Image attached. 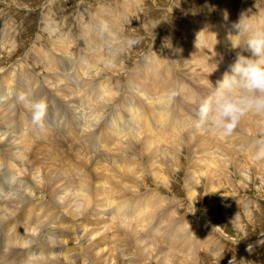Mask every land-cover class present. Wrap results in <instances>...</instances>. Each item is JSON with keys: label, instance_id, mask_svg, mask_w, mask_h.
Here are the masks:
<instances>
[{"label": "bare ground", "instance_id": "1", "mask_svg": "<svg viewBox=\"0 0 264 264\" xmlns=\"http://www.w3.org/2000/svg\"><path fill=\"white\" fill-rule=\"evenodd\" d=\"M120 1H122V0H120ZM130 1L138 4L139 1H142V0H130ZM190 1L193 2V0H190ZM114 3L116 4V3H118V1L114 2ZM125 3H126V1H125ZM184 3H186V2H184ZM119 4H120V2H119ZM116 5H115V7L117 9L118 6H116ZM130 5H127V6H130ZM141 5H142V3H141ZM225 5H223V6L225 7ZM135 7H137V6H135ZM205 7H207V6H205ZM141 8L142 7H139V9H141ZM181 8H182V5H181ZM228 8L230 9V6ZM130 9L132 10V7L129 8L128 10H130ZM118 10L120 11V8ZM142 10H144V9L142 8ZM122 11H120V12L122 13ZM136 11H137V9H136ZM136 11H134V12H136ZM182 11H183V8H182ZM204 11H206V10H204ZM216 11H217V9H216ZM229 11L230 10H228V12ZM219 12L220 13H218V15L220 14L222 16L223 12H222V14H221V11H219ZM50 13H51V11H50ZM85 13L83 14L85 16H83V15H81V17L79 16L80 21H81V25H80V28L77 29L78 32L76 34H73L71 32V27L68 28L64 24V27H66L69 30H68V32L65 31L67 33L65 37L55 34V36L58 37V40L56 43L54 42L55 40L52 41L53 36H54L53 35L54 31H56L55 28H54L55 30L52 29L54 26L52 25V27H50L51 25L47 24V26H45L43 28V34H45L44 31H46V32L48 31L47 34L49 36L53 35L52 39H51L52 42H49V43H50V45H53L54 47L56 46V48L53 49L50 46L51 49H49V48L43 49L44 50L43 53L40 52V56L42 55L41 59H39L40 64L38 63L39 65H41V67L48 68L49 71H52L51 76H55L53 78L54 82H50L49 81L50 79L48 80V77H47V80L50 82V83L48 82L50 84V86L55 89V90L53 89L54 90L53 93H57L58 97H61V98H59L58 102L61 103V102L65 101V100L62 101V99L69 100V101H65V102L66 103L71 102L73 105H75V107L79 108L82 112V115L79 118H76L77 116H80V115H77V113H76L78 110L76 112H72L74 114L76 113V115H74L70 112V115L71 114L72 115H71V117L70 116H68V117L71 120L72 124H71V122L66 121L64 119L60 123L61 127L59 126L61 128L62 133L67 132L68 135L75 133L74 139H70L65 134L61 133L62 134L61 135L60 133H58L60 128L57 127V125H53V126L47 125V121L45 119L44 120L46 123L43 121V117L40 116L39 111H41L42 112L41 114H43V112L48 109V108H46V109L44 108V105H45L44 104V98L46 96L36 98L35 96L37 93L35 95H32L37 99V101H38L37 102L34 97H31L32 93L31 94L29 93V90L31 88L29 89V85L25 83L24 78H26V75L31 73L32 68H31L30 64L27 62V60H30L29 58L33 56L34 53L32 54L31 50L35 46L34 45L31 46V48H29L27 50L28 51L27 54L25 52L26 56L23 58L24 60H21L22 59L21 58L20 60L19 59L15 60L10 65L9 64L7 65V62L8 63H9V61L11 62L12 59H14L15 57L20 55V52L22 50V45H20L21 41L19 40V38L21 36L19 38L14 37V36L13 37L9 36V33L5 30V28L0 25V60L3 63V65H1V62H0V99L2 100L0 102V149H3V150H0V172H3L0 175V236L2 238V239H0V264H52V260L55 258L63 259V257H59V254H58V251L60 248L59 244L63 243V245H62L63 252H64L65 257H67L68 255H67L66 247L69 243H71L73 241H79L81 243V245H82L81 251L89 259L91 264H200L201 260L203 261L204 258H206V256H207V255L204 256L205 252L199 255L200 251H196L200 247L202 240L199 241L197 236L194 234V231H192L193 229L189 226L188 223H187V225L189 226V228L186 229V227L183 228V225L185 223L184 224L182 223L183 224L182 225L181 223H179V221H175L173 217H176V216L173 215V212H171L173 217L170 213H167L166 211H164V212H166V214H164L163 211L158 214L157 209H154L151 211L146 210L144 205L141 202H139V204H142L140 206H139V204L137 205L138 202H134V203H136V205H133L134 203L132 202V199H129L128 201H126L124 203L122 209H121V216L124 219H129V220L122 221V220H118V219H115V218H112L109 216H106L107 218L104 219L105 216L104 217L103 216H97L96 212L101 211L100 208H104L103 210L105 211V209H107L109 207L108 203L107 204H105V203L109 201V198H111L112 193H114L116 191L121 193V190L116 189L115 186H118L120 189H123V190L131 191V192H136V191L138 192V191H142V190H145L146 188L151 187L148 185V183L151 180H153V182H154L152 187L159 188L158 186H162L163 188L165 187L166 189H169L168 191H170V190L175 191V189H174L175 187L173 189H171V188L174 185H178L177 183L183 184L184 185L183 188L186 190H183L182 192L187 193V199L189 200V204L191 207L195 206V204H194L196 201L195 200L196 196L194 195V191L196 190L195 187H197V184L198 183L200 184L202 182L201 180L205 177L210 178V180H213V178H214V180L217 181L216 182L217 184L215 183V187L218 185V183L220 184V187H225L224 185H221V183H223V184L229 185L228 187H230L231 189L236 190L237 188L232 184L233 180H232V176H231L232 173H231L230 168L233 167L235 174H237L238 178H240V179H238L239 183L243 182L244 178H246L248 180L249 179L248 177H250L249 174L251 173V168H248L249 166L248 167L246 166L248 163H250L249 161H248V163L246 161V163H247L246 164L244 162L245 159L242 160L240 158V160L243 161L244 163H242V162L240 163L239 160L237 161L236 159H239L237 156H236L237 158L235 159V157H234L235 150L237 148L239 149V151L242 150L239 147H237L236 145L243 148V152L245 150L244 153H246V149H247L248 151L251 150L252 153L254 154V156L258 155L260 152L257 149H260V145L257 143L259 141L256 140V137H259L260 134L264 131V127L260 126V125L264 126V117H260V116L255 115V114H249L248 116L244 117L240 121L238 126L232 132V134L227 136V137H222L216 133L208 131L209 132V138H207L204 130L197 129L198 134L196 136L194 135L197 140L194 139L195 141L193 140V143L192 142L191 143L193 144V146L195 148V151H196L195 153L202 152V155H201L202 157L200 160L201 163H199V166L197 167V168H199L198 174H197L198 176L195 177V181L193 183L188 182V177L185 180V176H187L188 173L187 174L184 173L185 174L184 177L181 175V168L186 169V168H184V166H187V165L184 162H183V164H181L182 162H180V159H181V155H182L181 152L184 153L185 149L189 150L188 146L190 145V142L188 145V141L183 140L185 138L183 137L182 129L187 128L190 124L193 126L191 128L194 129L195 126H194L193 121L196 118L194 117L195 115L189 116L188 118L187 117H180L179 116L180 114H177V115L175 114L176 116L174 115L175 117L172 118L173 121L171 124H173L174 127H172V129L166 128V130H164V131L166 132L168 129V130H172V131L176 132L182 127L181 132H180L182 135L176 136L175 134H177V133L174 132L171 135V137L163 136V140L161 143L160 141H161V137L163 134L162 135L159 134L160 137L158 135H157L158 137H155V136H153V134H152V136L149 134L150 135L149 137H143V139H140V138H138L139 137L138 133H136L137 130L133 131L132 134L130 133L131 135H127L126 137H124L121 142L119 141L120 140V138H119V140H118L119 142H117L113 147L107 146L108 149L111 151V153H110L111 160H109V157H108L109 153H107V158H108L107 161L106 160L102 161V162H100V165L93 166V168L91 167L90 169H91L92 175H91L90 179H84L83 181H80V182H79V180H73V179L80 177L82 174L80 171L77 170V167H76V169L69 171L68 168L65 166L63 161H64V159L69 157L68 148H66V146H75L76 151L79 152V154L81 155L82 152H84V150L87 149L86 147H88V143L95 144L94 139L92 138L93 134L92 135L89 134V131H88V129H90V127H92L94 125V124H92L94 121L92 123H89L92 120L87 121L85 119L86 116L84 118V116H83L84 115L83 113L85 112L84 110L86 108L88 109V111H89L88 115H90V117H91L90 119H93V118L99 119L100 117L103 118V114L105 113V111L109 107V102L111 103L113 101L112 98H115V96H117V89L119 91L121 90V88H119V87H121L120 84H119L118 88L115 86L109 87L108 84L114 83L115 85H118L117 82L115 80H112V79H114L116 77L115 73H117L118 70L123 68V61H124L120 57V55H121L120 52L122 51V49L117 50L118 48H121V44H118L119 39H120L119 36L124 31L119 27V31L121 29L122 32L120 31L121 33L117 34V31H118L117 29H118L119 23L121 21H122V23H124L123 20H120L121 16L119 15L120 17L119 16L116 17V12L113 11V13H111L108 16V17H111V19L109 21L107 19L108 23L104 24L105 21L102 19V16L100 13L97 12V13L93 14V16L91 18L87 17L88 15L86 16ZM128 13H126V14H128ZM142 13H144V12L142 11ZM186 13H187V10H186ZM207 13L205 15L206 16L205 21H203L201 23V25H200L199 18H197V20H194V23H193V18L190 19L191 20V21H189L190 24L187 22L189 24L187 26L184 25L183 23H182V25H180V26H182L181 27V33H184L183 39L184 40L186 39L185 40L186 43H184V42H182V43L184 44V46H185V44L187 46H189V48L187 46L184 47L182 45L183 47H181L178 51H175L179 55L178 56L177 54H175V57L178 58V60L180 59L181 63L183 65H185V67L187 64L188 65L187 68H189L194 75H198V78H199V74H201V72H207V71L210 72V69L213 68V67H211L210 69L207 68V70H205L206 67H209L208 63H209V65L212 64V66H214V69L218 71V72H214L213 70H211V73L215 74L216 76L217 75L223 76L225 72L230 71V66L235 62V60L233 61V58H231L230 56L232 55L233 51L237 48V46L240 47L242 45V43L240 41H242L244 43V41H243L244 39L243 40H242V38H241V40L239 39V37H242V36L237 35L238 34L237 30L234 27L233 23H231V19L229 18L230 19V22H229V19L225 18L226 14H223L224 15L223 19L220 18L221 16H219L220 19L218 20L219 22H218L217 26H214V25L212 26L210 23H212V24H214V23L211 21V17H207L208 16ZM87 14H88V12H87ZM130 14H132V13L130 12ZM130 14H128V16H131ZM136 14H138V12ZM208 14H211L210 16H212L211 12ZM231 14H232V12H231ZM2 16H3V14L0 13V17H2ZM105 16H107L106 13H105ZM245 16H246V19L249 20V22H250L249 25L253 29L259 27V24H262V23H260V20H264L263 19L264 14L262 13V11H260V9H254L253 7L249 8V10H247V13ZM125 17H126V19L129 18V17H127V15ZM132 17L134 18L136 16H132ZM188 18H190V17H188ZM9 20L11 23L9 28L17 27L18 23L15 22L13 20V18H9ZM168 20H170V19H168ZM185 20H187V19H185ZM126 21H130V20L127 19ZM247 21H244V23L245 22L248 23ZM45 22H46V20H45ZM215 22H216V20H215ZM47 23H49V21ZM54 23H52V24H54ZM236 23H238V22H236ZM78 24H80V22ZM122 26H124V24ZM64 27H62V28H64ZM125 27H127L126 24H125ZM66 28H64V30ZM189 28H190V30H189ZM123 29H125V28H123ZM177 31H179V30H177ZM56 33H57V31H56ZM179 33H180V31H179ZM179 33H177V35ZM39 35L41 36V33ZM128 35H129V33H128ZM3 36H5V39H1V37H3ZM37 36H38V34H37ZM42 36H44V35H42ZM35 38H37V37H35ZM123 38H121V39L123 40ZM127 39H129V38H127ZM238 39L240 40L239 42H238ZM133 40L135 41L136 39H133ZM130 41H132V40H130ZM130 41H129V43H130ZM178 41L180 42V40H178ZM178 41L176 40L175 42L178 43ZM36 42H38V41H36ZM124 42H125V40H124ZM178 44L181 45V42ZM244 45H246V44H244ZM39 46L41 47V45H39ZM37 47L38 46H36L37 50H38V48L40 49V47H38V48ZM126 48H128V47H126ZM126 48H123V49L127 50ZM132 48H134V46H132ZM137 49H138V47H137ZM130 51H131V49L129 50V52ZM127 52H128V50H127ZM133 52L135 53L136 51L133 50ZM146 53H148V52H146ZM211 53H212V55L210 56ZM245 53H247V56H249V57L251 56L250 51H248L246 49V47H245ZM155 54H156V52H155ZM46 55H47V57H45ZM51 55L56 56V57L60 58L61 60L59 62H55L52 57H49ZM149 55H150V53H149ZM243 55H244V53H243ZM35 56H36V54L32 58H34ZM157 56H158V53H157ZM172 56H174V55H172ZM125 57H127V56L125 55ZM129 57H131V56H129ZM236 57H237V54H236ZM144 58H145V56H144ZM141 59H143V58H141ZM173 59H175V58L173 57ZM190 59H192L193 61H191ZM35 60H36V58H35ZM35 60L32 62H35ZM157 60L158 59H155L154 56L153 57L151 56L147 60H144V62L139 65V69L143 73H141L140 76L138 75L140 73H136L138 75V77H141L143 79H148L151 82L154 81V83L153 82L152 83L156 86L155 90H158L157 96H155V98L157 97L156 98L157 106H155L153 104L149 106V109L152 112L155 111V109H157V108L165 109V107H167L169 105L170 101L167 99V96L169 95L168 90L170 89L169 88L170 84L173 82V78H174L173 73L175 72V71L174 72L172 71V70H174L171 68L172 65L169 66L172 69L171 70V69L167 68V65H168L167 62H166L167 64L166 63H160ZM200 60H203V61L200 62ZM21 61H24V64H29L30 67L28 65H24L23 62H21ZM39 61H37V62H39ZM138 61H136V62H138ZM29 62L31 63V60ZM169 63L171 64V62H169ZM178 63L180 64L179 61L177 62V64ZM133 64H135V63H133ZM172 64H174V63H172ZM227 64L229 65V67L226 66ZM5 65H6V67H5ZM33 65L34 66H32V67H35L36 63H33ZM130 65H131V62H130ZM136 65H138V64H136ZM132 66H135V65H132ZM125 67L126 66H124V68ZM173 67H176V64ZM43 68H42V70H43ZM179 68H181V67H179ZM128 71H130V70H128ZM62 72H64V73H62ZM39 73H41V72H39ZM109 73H111V74H109ZM128 73L129 72H127V75H128ZM133 73H134V71H133ZM108 74L110 76V79H108L109 77L106 78V75H108ZM121 74H125V73L123 72ZM45 75H46V73H45ZM45 75H43V76L45 77ZM137 75H136V78H137ZM73 77H74V80H72ZM130 78L131 79H129L130 81H128V83L132 81V77H130ZM194 78H192V79H194ZM200 78H201V76H200ZM212 78H215V77H212ZM121 79H123V77ZM35 80H37V79L35 78V75H34L33 76V82H35ZM45 80H46V78H45ZM178 80H179L178 82L182 81V80L180 81V79H178ZM203 80L204 79L202 78V81ZM41 81L43 82L42 84H44L45 81H43V80H41ZM51 81H52V79H51ZM199 81L201 84L202 81L201 80H199ZM141 82H142V80H141ZM48 83L46 85H48ZM152 83H151V86L153 85ZM178 84H180V83H178ZM191 84H192V82H191ZM195 84H196V82H195ZM200 84H199V86H200ZM215 84H216V82H215ZM154 85H153V87H154ZM180 85L184 86V83H182ZM142 86H141V89L139 87L140 93L145 94V90L147 89L146 88L147 85L146 86L144 85L143 87ZM176 86L179 87L178 85H176ZM202 86H204V85H202ZM208 86H209V84H208ZM171 87H173V84ZM38 88L41 89V87H39V86H38ZM127 90H128V87H127ZM135 90H136V88H135ZM185 90L186 89H184V91ZM197 90H199V89L197 88ZM207 90H210V89H207ZM41 91H42V89H41ZM181 91H183V90H181ZM187 91H185V92H187ZM194 91L195 90H193V92ZM204 91H203V93H204ZM138 92H139V90H138ZM151 92H152V90H151ZM185 92H182L181 94L184 93V95H185L186 94ZM188 92L186 95V97H187L186 99H188L187 101L194 103V100L193 101L190 100V98L188 96L190 93L188 94ZM132 93H134V92L132 91ZM140 93H138V95ZM158 93L159 94L165 93V94L159 95ZM178 93L179 92L176 93V96L178 95ZM122 94H125V92L124 93L122 92ZM200 94L202 95V93H200ZM126 95H127V93H126ZM119 96H117V98ZM136 96H137V93H136ZM136 96H133V97H136ZM131 97H132V95L130 96V100H131ZM152 97H154V95ZM121 98H123V97H121ZM194 98H195V96H194ZM126 99H128V98H126ZM132 99H134V98H132ZM135 99H139V98L136 97ZM148 99H149V97H148ZM174 99H175V96H174ZM184 99H185V96H184ZM196 99H197V97H196ZM150 100H153V99L150 98ZM31 101L33 102L34 106L30 105ZM127 101H129V100H126V102ZM139 101H141V100L139 99ZM200 101H202V100L200 99ZM118 102H122V101L118 100ZM130 102H132V100ZM178 102H177V104H178ZM184 102H182V103H184ZM55 103L56 102L53 101L52 106ZM197 103H198V101H197ZM199 104H200V102H199ZM41 105L43 106V108H42V110H39ZM73 105H70L69 108H74ZM113 105H112V107H109V109L107 110L110 112L113 111L110 114V116H112L115 112L116 105H115V107H113ZM183 105H185L184 106V109H185L186 104H182L180 106V108L181 107L183 108ZM46 106H48V105H46ZM61 106H58V107L61 108ZM63 106H65V104H63ZM110 106H111V104H110ZM134 106L136 107V104ZM146 106L148 108V104H146ZM174 106H175V104H174ZM192 106H194V105H192ZM197 106H199V105L197 104ZM24 107L26 108L25 109L26 111L29 110V107H31V108L35 107L36 112H34V110H33V112L37 113V114H34V115L32 114L30 116L31 112L27 113L23 109V111H25L27 114V115L26 114L23 115L25 112H23V114H22L21 110ZM60 108H59V110H60ZM169 108H171V107H169ZM65 109H66V107H65ZM141 109H142V107H141ZM74 110H76V109H74ZM129 110H131V109H129ZM135 110H134V113H136ZM138 110H139V108H138ZM174 110L177 111V109H174ZM68 111H70V109ZM68 111H66V112H68ZM179 111H180V109L177 111V113ZM122 112H123V109H122ZM156 112H158V111H156ZM180 112H182V111H180ZM79 113L80 112H78V114ZM126 113H128V112H126ZM138 114H139V112H138ZM28 115H29V118L28 117L26 118L25 116H28ZM46 115H49V114L46 113L45 116ZM61 115H64V114H61ZM123 115H124V112H123ZM125 115H124V117H125ZM131 115L133 117V113ZM151 115H153V113ZM53 116L55 117L56 115H53ZM57 116H58V114H57ZM105 116H104V118H105ZM165 116H167V115H165ZM47 117L48 116H46V119H47ZM63 117L64 116H61L60 119H63ZM30 118H33V119L31 120ZM112 118H114V117L112 116ZM133 118H136L135 114H134ZM133 118H131V120ZM137 118L139 120V117H137ZM96 119H95V122L97 121ZM143 119H144V121L142 122L141 126H139L138 131L139 130L141 131L143 126L145 128H147V126H148L149 122L147 123V121L149 119L147 120V117H143ZM153 119L154 118H152V120ZM108 120L110 121L111 119L109 118ZM131 120H130V122H133ZM155 120L156 119H154L153 121H155ZM51 121H50V123H51ZM114 121H116V120H114ZM139 121H141V120H139ZM111 122H113V121H111ZM156 122H157V120H156ZM66 123H67V125H66ZM104 123H105V121H104ZM114 123L115 122H113V124L112 123L111 124L114 125ZM39 125H40V127H39ZM118 125H121V124H118ZM124 125H125V123H124ZM132 125H135V124L132 123ZM150 125H152V124H150ZM184 125H185V127H183ZM153 126H152V128H153ZM121 127H122V125H121ZM132 127H135V126H132ZM93 128H95V127H93ZM110 128H112V130L109 128L108 129L111 130V132L116 133L118 136L121 135L122 129L118 130L115 127L114 128L110 127ZM124 128H125V126H123V129ZM126 129L127 128H125V130ZM93 130H95V129H93ZM149 130H146V131H149ZM73 131H75V132H73ZM105 131H106V129H105ZM108 131H106V132L108 133ZM142 131H143V129H142ZM183 132H184V130H183ZM97 133L98 132H96V136H99V135H97ZM122 133L125 134L127 132H125V133L122 132ZM45 134H46V136H44ZM142 134H144V133H142ZM33 135H37L40 137L35 136V138H34ZM102 135H104V134H102ZM135 135H136V137L138 136L137 139H135L136 138V137H134ZM141 136H143V135H141ZM147 136H148V133H147ZM122 137L123 136H121V138ZM108 138H110V137L108 136ZM201 138H203L202 140H204V142L206 143L205 144L206 146L212 145L213 150L210 148H208L211 150V151L209 150L210 152L207 150H204L203 149L204 143L201 142ZM232 138H234L235 140H232ZM132 139H133V141H132ZM186 139L190 140L191 138L190 139L186 138ZM111 140H113V139H111ZM106 141H108V140L106 139ZM97 142H98V140H97ZM159 142L162 144V146L159 145ZM163 142L166 145L164 144V146H163ZM107 145H108V142H107ZM33 147L36 148V151L41 153V156H31V157L29 156L30 149ZM234 147H235V150H234ZM191 149L192 148L190 147V150ZM188 150L185 153L188 154ZM191 152L193 153L194 151H190V153ZM88 153L91 154L90 152H88ZM243 156H245L246 159H249V160L251 158L247 154H244ZM258 156H261V155L259 154ZM91 157H92V155H91ZM78 158L81 161H83L80 164V166H82V165L87 166V161L90 157H88L87 160L84 159V156H80ZM197 159H198V157H197ZM187 160L189 161V157H188V159H186V161ZM193 160H195V159H192V160L190 159V162ZM253 160H254V158H253ZM260 160L264 163V157H261ZM254 161H256V160H254ZM59 162L61 164H59ZM190 162H188V163H190ZM253 162H252V164H253ZM192 163L193 164H190V165H194L197 162L195 161V163L194 162H192ZM96 164H97V161H96ZM93 165H94V162H93ZM192 167H194V166H192ZM260 167H262V166H260ZM189 168H187V169H189ZM195 169L196 168H194V170ZM98 170H100V171H98ZM256 170H258V169H256ZM187 172H189V171H187ZM244 173H246V174H244ZM255 174H257V173H255ZM178 176H182L183 178H179V180H178L177 179ZM92 177H93V180H92ZM127 177L129 179L130 184H124V183L128 182ZM97 180H99V182H101V190L97 189L99 187L98 184L96 185ZM189 180H190V178H189ZM214 180H213V182H215ZM210 183H209V188L211 187V189H212L213 185ZM242 188L244 189L245 186H243ZM35 190H38L40 192H44V194H39ZM205 190L207 191V189H205ZM218 190H219V188H218ZM203 191H204V188H203ZM214 192L218 193L217 189L214 190ZM219 192L223 193L224 191L220 190ZM224 194H225V192H224ZM158 195L160 196L161 194H158ZM203 195H204V193H203ZM161 197L165 199L164 195ZM215 198L216 197H214V199ZM222 198H224V196ZM210 199H211V197H210ZM210 199H207V201ZM218 200H219V198L214 200V201H218ZM23 203H26L25 210L21 211V212H16V210L18 208H20V205ZM213 203H215V202H212L211 205ZM55 204H57L65 213H67L69 216H71L74 219V224L71 227H67V228H64L62 230V232L65 233V237H60V238L55 237L54 233L52 232L54 227L58 226V224H59L54 218V205ZM177 204L179 206L178 202H177ZM223 204H224V207L225 206L227 207L229 203L227 204V202L224 201ZM224 207H223V209H224ZM15 208H17V209L15 210ZM193 208H196V206ZM204 208H205L203 211L204 216L205 217L209 216V218H210L209 211L211 210V206L206 205ZM25 212L28 213V218L24 217ZM228 215H230V214H228ZM84 217H89L93 221H96L97 225L94 227L84 226L83 222L80 221V219L84 218ZM1 219H5V221L1 222ZM211 223H213V222L211 221ZM239 224H241V223H239ZM215 225H213L214 228L210 225L211 231L216 230ZM144 226L149 227V228H155L159 233L164 235V237L166 238V239H164L166 241L165 243L168 242L169 247L171 248L170 249L171 251L168 249L169 253H171L170 255H166V254H165L166 256H164V254L159 255V253H163V251L161 252V248H159L157 246L159 249L156 247L157 248L156 249L157 251H156L154 249V247H153V249L151 248V245L153 244L152 242H149V241L146 242V240L144 241V239L141 238L139 231H143ZM40 228H42L43 231L39 230ZM137 228H139V231L136 230ZM211 231H209V232H211ZM70 233L77 234V237L75 239H71L69 236ZM120 235L123 236L122 237L124 240L123 244H121V242H116L114 239L115 237L120 236ZM104 236L110 237V239H104ZM190 236H191V239H190ZM95 237L103 238V241L100 242V244H98L99 239H94ZM215 238L216 237L214 236L211 239H213L214 245L218 250L217 251H211L208 249L207 250L212 252L213 255L211 257L213 258V260H216L219 263L220 261H224V259H225L222 252L225 249L226 245L224 246L225 243L221 242L222 239L220 240V239H215ZM153 240H157L155 242H158V239H153ZM194 240H195V243H194ZM258 241H261V239H259ZM159 242L161 243L160 239H159ZM162 244H163V242H162ZM195 244H197V246H195ZM99 245L102 246L101 249H100V247H98ZM157 245H158V243H157ZM162 246H160V247H162ZM166 247H168V246H166ZM158 250H160V252H158ZM185 252H189V253H185ZM54 253L57 255V257H54ZM247 253H245V254H247ZM183 254H185L186 257H183ZM224 254H226V253H224ZM245 254H243V255H245ZM228 255H229V253H228ZM202 256H204V257H202ZM123 257H125V258H123ZM229 258H231V257L229 256ZM44 260L48 261L49 263L44 262ZM241 260H242V258H241ZM203 262H205V261H203ZM213 262H215V261H213ZM62 264H67V263L64 262Z\"/></svg>", "mask_w": 264, "mask_h": 264}, {"label": "rangeland", "instance_id": "2", "mask_svg": "<svg viewBox=\"0 0 264 264\" xmlns=\"http://www.w3.org/2000/svg\"><path fill=\"white\" fill-rule=\"evenodd\" d=\"M118 3H114V2H117ZM126 1V3H125ZM129 1V2H128ZM99 2V3H98ZM120 2V4H119ZM177 2V3H176ZM186 2V3H184ZM142 3V5H141ZM183 3V4H182ZM190 5H189V4ZM228 3V4H227ZM110 6H109V5ZM122 4V5H121ZM125 4V5H124ZM131 4V5H130ZM140 4V5H139ZM180 4V5H179ZM226 4V5H225ZM116 6H118V8L116 9ZM124 5V6H123ZM127 5H130L132 7V10H128L129 8H131L130 6H127ZM181 5H182V8H183V11H182V8H181ZM203 5V6H202ZM225 5V7L223 6ZM137 6V7H135ZM142 7L144 10L139 9V7ZM207 6V7H205ZM223 6V7H222ZM230 6V9L228 8ZM115 7V8H114ZM124 7V8H123ZM205 7V8H204ZM219 7V8H218ZM254 8V9H260V11H262V13L264 14V0H193L190 1V0H142V1H139L138 4L136 3H133L131 2L130 0H0V13L3 14L2 17H0V25L2 27L5 28V30L9 33V36H14V37H17L19 38V40L21 41L20 42V45H22V50L20 52V55L15 57L14 59L11 60V62L9 61V63L7 62V65L11 64L12 62H14L15 60H24L23 58L26 56L27 54V50L29 48H31V46H35L34 48H32V54L33 56L36 54V56L34 58L30 57L29 59L31 60V63L29 62L30 60H27V62L30 64L32 70H31V73L26 75V78H24L25 80V83L29 85V93L31 94V97H34L32 95H35L36 93V98H40V97H45L44 98V108H48L47 110H45L43 112V114H41L42 112L39 111L40 113V116L43 117V121L45 122V120L47 121V125H57V127H59L61 124V122L65 119L66 121H69L71 122V120L69 119L68 116L71 117L72 112H76L77 110V115H80V116H77L76 118H79L81 117L82 115V112L79 108L75 107V105H73L71 102H65V101H69V100H66V99H62V101L64 102H58L59 101V98L61 97H58V94L57 93H53V91L55 90L54 88H52L50 86V82H54V77L55 76H51L52 75V71H49L48 68H43L41 67L40 64V61L39 59H41V56H40V52L43 53V49H51V47L54 49L56 48V46L54 47L53 45H50L49 42H52L54 41L55 43L57 42L58 40V37L55 36L56 35H59V36H66V32H68L69 29H67L66 27H71V32L73 34H76L78 31L77 29L80 28V25H81V21H80V17L81 15H83L86 11L87 12L85 13L87 17H92L93 14L95 13H100L101 16H102V19L105 21L104 24L108 23V21L111 19V17H108L111 13H113V11L116 12V17L119 16L120 17V20H123L124 23H122V21L119 23V26H118V31H117V34H120L122 32V30H124L121 34H120V39H119V42L118 44H121V48H118L117 50H121L122 51L120 52V57L124 60L123 61V68L118 70L117 73H115V78L112 79V80H115L117 82L118 85H115L114 83H110L108 84V86L110 87H119V84L121 87V90L119 91L117 89V96H119L117 98V96H115V98H112L113 101L110 103L109 102V107H115V112L114 114L116 115H112L114 118H112V116H110V114L113 112V111H107L108 109L105 111V113L103 114V118H93V119H90V115L89 114V111L88 109L86 108L84 111V118L86 116V120L87 121H90L89 123H93L94 124L92 127H90V129H88L89 131V134H93L92 138L94 139V143L96 144H92V143H88V147H86L87 149L84 150V152H82V154L80 155L79 152L76 151V148L75 146H66V148H68V155L69 157L64 159V164L65 166L68 168V170H73V169H76L77 167V170L81 172V176L76 178V179H73V180H79L80 181H83L84 179H90L91 178V167L93 168V166H96V165H100V162L102 161H107L108 158H107V153H109L108 157H109V160H111L110 158V153L111 151L108 149L107 146L109 147H113L117 142H121L123 140L124 137H126L127 135H131L133 131H136V133H138V138L140 139H143V137H149L150 135L152 136H155V137H160V135H162L161 137V143H162V140H163V136L165 137H171V135L175 132V131H172V130H168V129H172L173 124L172 121L177 114H180L179 116L180 117H189V116H194L196 118V115H197V111H198V108L200 105L199 102L200 99L203 100L204 97L207 96V94H209L210 92V88L208 86L209 83L212 84L213 87H215V82H217V80H221L222 79V75H215V74H212L211 73V70H213L214 72H218L217 70L214 69V66L209 65L208 63V66L209 67H206L205 70H207V68H211L210 69V72H201V74H199V78H198V75H194L192 73V71L187 68L188 65L186 64V67L185 65H183L181 63V60L178 58L175 57V54L178 55L177 52L175 51H178L181 47L184 46V43H186V39L184 40L183 38V34L184 33H181V27L180 25H182V23L184 25H189V21H191L190 19L193 18V23H194V20H197V18H199V21H200V25L203 21H205V15L206 13H212V16H210L211 14H208L207 13V17H211V21L214 23H210L212 26H217L218 25V20L220 18L223 19V14H226L225 15V18H230L231 19V23H233V25L237 24L236 22H239L241 20V23H243L245 26H248L250 29H253L251 28V26L249 25L250 22L248 19H246V13H247V10H249V8ZM105 8V9H104ZM120 8V11H122V13L118 10ZM137 11H136V9ZM187 8V9H186ZM225 8V9H224ZM228 8V9H227ZM104 11H103V10ZM113 9V10H112ZM185 9V10H184ZM217 9V11H216ZM101 10V11H100ZM171 10V11H170ZM186 10H187V13H186ZM206 10V11H204ZM228 10H230L228 12ZM51 11V13H50ZM92 11V12H91ZM103 11V12H102ZM119 11V12H118ZM132 14H130V12ZM133 11V12H132ZM136 11V12H134ZM142 11L144 13H142ZM146 11V12H145ZM219 11H221V14L222 16L218 13H220ZM84 12V13H83ZM129 12V13H128ZM138 12V14H136ZM189 12V13H188ZM225 12V13H224ZM232 12V14H231ZM105 13L107 14V16H105ZM118 13V14H117ZM130 14L131 16H128V14ZM127 19H129L130 21H126V15ZM146 14V15H145ZM148 14V15H147ZM231 14V15H230ZM188 15V16H187ZM243 15V16H242ZM80 16V17H79ZM85 16V15H83ZM105 16V17H104ZM112 16V15H111ZM132 16H136V17H132ZM139 18H138V17ZM144 16V17H143ZM186 16V17H185ZM219 16H221L219 18ZM232 18H231V17ZM79 17V18H78ZM190 17V18H188ZM214 19H213V18ZM9 18H13V20L15 22H17V27L15 28H9L11 23H10V20ZM138 18V19H137ZM106 19V20H105ZM108 19V21H107ZM126 19V20H125ZM166 19V20H165ZM170 19V20H168ZM187 19V20H185ZM230 19H229V22H230ZM264 19V18H263ZM46 20V22H45ZM119 20V21H120ZM185 22H184V21ZM202 20V21H201ZM216 20V22H215ZM238 20V21H237ZM247 21L248 23H244V21ZM49 21V23H47ZM55 23H54V22ZM66 21V22H65ZM165 21V22H164ZM169 21V22H168ZM233 21V22H232ZM264 20H260V23L262 24H259V27L264 25ZM54 24H52V23ZM62 22V23H61ZM80 22V24L78 23ZM126 22V23H125ZM128 22V23H127ZM130 22V23H129ZM168 22V23H167ZM189 24H188V23ZM46 23V24H45ZM137 23V24H136ZM145 23V24H144ZM181 23V24H180ZM47 24L51 25L50 27H52V25L54 26L52 29L57 31H54V36L51 35L49 36L47 34L46 31H44L45 34H43V28L45 26H47ZM56 24V25H55ZM64 24L66 27H64ZM69 24V25H68ZM121 24V25H120ZM124 24V26H122ZM125 24L127 27H125ZM128 24V25H127ZM216 24V25H215ZM28 25V26H27ZM122 26V27H121ZM129 26V27H128ZM133 26V27H132ZM66 28L64 30V28ZM119 27L122 29H120L119 31ZM171 27V28H170ZM175 27V28H174ZM55 28V29H54ZM125 28V29H123ZM129 30H128V29ZM134 30H133V29ZM191 28V27H190ZM189 28V30H190ZM73 29V30H72ZM255 29V28H254ZM42 30V31H41ZM127 30V31H126ZM165 30V31H164ZM179 30V31H177ZM75 31V32H74ZM169 31V32H168ZM177 31V32H176ZM41 33V36L39 35ZM127 33V34H126ZM129 33V35H128ZM131 33V34H130ZM172 33V34H171ZM177 33H179L177 35ZM38 34V36H37ZM47 34V35H46ZM164 34V35H163ZM181 34V35H180ZM44 35V36H42ZM124 35V36H123ZM127 35V36H126ZM52 36H53V39H52ZM129 36V37H128ZM179 36V37H178ZM181 36V37H180ZM239 36H242V37H239V39L244 41V43L242 41H240L238 39V42L240 41L242 43V47H238L233 51L232 55L230 56L231 58H233V61L236 60V54H240V55H244L247 56V53H245V47L246 45L244 44H247V38H248V34L245 33L243 35H239ZM37 37V38H35ZM40 37V38H39ZM56 37V38H55ZM124 37V38H123ZM126 37V38H125ZM133 37V38H132ZM123 38V40L121 39ZM129 38V39H127ZM170 38V39H169ZM1 39H5V36L1 37ZM38 39V40H37ZM52 39V41H51ZM133 39H136L135 41H137V44L135 43L134 45L133 44H130L129 41L132 40L134 41ZM172 39V40H171ZM38 42H36V41ZM121 40V41H120ZM125 40V42H124ZM178 41L180 40L181 42V45L178 44L180 43L178 41L175 42V41ZM23 41V42H22ZM44 41V42H43ZM36 42V43H35ZM40 42V43H39ZM123 42V43H122ZM175 42V43H174ZM22 43V44H21ZM41 45V47L38 45ZM125 43V44H124ZM127 43V44H126ZM130 45H129V44ZM177 43V44H176ZM36 44V45H35ZM124 44V45H123ZM172 44V45H171ZM176 44V45H175ZM126 45V46H125ZM137 45V46H136ZM183 45V46H182ZM24 46V47H23ZM36 46L40 47V49L38 48V50L36 49ZM51 46V47H50ZM124 46V47H123ZM132 46H134V48H132ZM159 46V47H158ZM173 46V47H172ZM178 46V47H177ZM187 45L185 44L184 47H186ZM245 46V47H244ZM128 47V48H126ZM138 47V49H137ZM153 47V48H152ZM155 47V48H154ZM189 48V46H187ZM123 48H126L128 50H125ZM151 48V49H150ZM165 48V49H164ZM131 49V51L129 52V50ZM241 49V50H240ZM40 50V51H39ZM136 51L135 53L133 52ZM149 50V51H148ZM161 50V51H160ZM169 50V51H168ZM171 50V51H170ZM174 50V51H173ZM38 51V52H37ZM124 51V52H123ZM126 51V52H125ZM240 51V52H239ZM244 51V52H243ZM26 52V54H25ZM148 52V53H146ZM154 52V53H153ZM156 52V54H155ZM160 52V53H159ZM175 52V53H174ZM22 53V54H21ZM123 53V54H122ZM131 53V54H130ZM137 53V54H136ZM150 53V55H149ZM157 53H158V56H157ZM127 57H125V55ZM234 54V55H233ZM44 55V54H43ZM139 55V56H138ZM147 55V56H146ZM166 55V56H165ZM174 55V56H172ZM212 55V53L210 54V56ZM22 56V57H21ZM131 56V57H129ZM134 56V57H133ZM145 56V58H144ZM155 57V59H158L157 61L160 62V63H168L167 65V68L168 69H174L172 70L174 73H173V82L170 84V89L168 90V95L167 96V99L170 101L169 102V105L167 107H165V109L163 108H157L155 109V111H151L149 109V106L150 105H155L157 106V103H156V98L155 96H157V92L158 90H155L156 89V86L153 84L154 81H150L148 79H143L141 77H138V75L140 76L141 73H143L142 71H140L139 69V65L141 63L144 62V60H147L149 57ZM157 56V57H156ZM160 56V57H159ZM168 56V57H167ZM179 56V55H178ZM233 56V57H232ZM19 57V58H18ZM47 57V55L45 56ZM49 57H52L54 59L55 62H59L61 59L56 57V56H49ZM129 57V58H128ZM163 57V58H162ZM173 57L175 59H173ZM17 58V59H16ZM36 58V60H35ZM128 58V59H127ZM132 60H131V59ZM143 58V59H141ZM182 58V57H181ZM184 58V57H183ZM126 59V60H125ZM162 59V60H161ZM35 62H32L34 61ZM128 60V61H127ZM139 60V61H138ZM189 60V59H188ZM191 61H193L192 59H190ZM39 61V62H37ZM138 61V62H136ZM180 62V64L177 62ZM203 61V60H200V62ZM1 62V60H0ZM23 62L24 64V61H21ZM130 62H131V65H130ZM135 64H133V63ZM171 62V64L169 63ZM33 63H36V66L35 67H32L34 66ZM39 63V64H38ZM166 63V64H167ZM174 63V64H172ZM29 64H24V65H28ZM138 64V65H136ZM176 64V67H173L175 66ZM1 65H3V63L1 62ZM38 65V66H37ZM129 65V66H128ZM132 65H135V66H132ZM172 65V67L170 68L169 66ZM181 65V66H180ZM183 65V66H182ZM199 65V64H198ZM29 66V67H30ZM124 66H126L124 68ZM227 67H229V65L227 64L226 65ZM6 67V65H5ZM132 69H131V68ZM181 67V68H179ZM184 67V68H183ZM43 68V70H42ZM130 68V69H129ZM186 68V69H185ZM179 69V70H178ZM130 70V71H128ZM134 73H133V71ZM177 70V71H176ZM41 73H39V72ZM47 71V72H46ZM37 72V73H36ZM125 73V74H121V73ZM127 72L128 75H127ZM132 72V73H131ZM178 72V73H177ZM183 72V73H182ZM230 72V71H228ZM46 73V75H45ZM64 73V72H62ZM136 73H140V74H136ZM190 75H189V74ZM49 74V75H48ZM111 74V73H109ZM106 75V78L110 79V76ZM130 74V75H129ZM175 74V75H174ZM178 74V75H177ZM35 75V78L37 80H35V82H33V76ZM45 75V77L43 76ZM133 75V76H132ZM136 75H137V78H136ZM178 77H177V76ZM204 75V76H203ZM43 76V77H42ZM114 76V75H113ZM195 78H194V77ZM201 76V78H200ZM30 77V78H29ZM43 79H42V78ZM47 77H48V81L47 80ZM50 77V78H49ZM123 77V79H121ZM130 77H132V83L128 81H130L129 79H131ZM184 77V78H183ZM186 77V78H185ZM206 79H205V78ZM210 77V78H209ZM212 77H215V78H212ZM46 78V80H45ZM180 79V81L182 83H184V86H181L180 84H182L181 82H178ZM194 78V79H192ZM202 78L204 79L202 81ZM52 79V81H51ZM184 79V80H183ZM45 81L44 84H42L43 82L41 81ZM72 80H74V77L72 78ZM142 80V82H141ZM202 81V83L200 84V81ZM47 81V82H46ZM119 81V82H118ZM123 81V82H122ZM149 81V82H148ZM176 81V82H175ZM198 81V82H197ZM49 82V83H48ZM180 84H178V83ZM187 82V83H186ZM192 82V84H191ZM196 82V84H195ZM208 84H207V83ZM48 83V85H46ZM151 83L154 85L151 86ZM200 86H199V84ZM112 84V85H111ZM127 84V85H126ZM133 84V85H132ZM144 84L145 86L147 85V89L145 90V94H142L140 93V89H141V86ZM173 84V87H171ZM194 84V85H193ZM143 85V86H144ZM176 85H180L179 87H177ZM187 85V86H186ZM204 85V86H202ZM41 87V89L38 88ZM43 86V87H42ZM132 86V87H131ZM136 86V87H135ZM142 86V87H143ZM151 86V87H150ZM190 88H189V87ZM208 88H207V87ZM127 87H128V90H127ZM140 87V89H139ZM153 87V88H152ZM185 87V88H184ZM204 87V88H203ZM124 88V89H123ZM133 90H132V89ZM136 88V90H135ZM145 88V87H144ZM150 90H149V89ZM180 90H179V89ZM182 88V89H181ZM197 88L199 90H197ZM203 88V89H202ZM34 89V90H33ZM54 89V90H53ZM126 89V90H125ZM184 89H186L185 91L188 92V96L190 98V100H194V103L193 102H188L186 99V95H187V92L184 91ZM190 89V90H189ZM192 89V90H191ZM206 89V90H205ZM207 89H210V90H207ZM32 90V91H31ZM52 90V91H51ZM123 90V91H122ZM139 90V92H138ZM152 90V92H151ZM183 90V91H181ZM193 90H195L193 92ZM205 90V91H204ZM132 91L134 93H132ZM174 91V92H173ZM204 91V93H203ZM51 92V93H50ZM56 92V91H55ZM119 92V93H118ZM122 92L125 94H122ZM132 95L131 97V100L132 102H130V94ZM147 92V93H146ZM178 93V95L176 96V93ZM182 92H185L186 94L184 95L181 94ZM197 94H196V93ZM199 92V93H198ZM206 92V93H205ZM208 92V93H207ZM129 96H127L126 95ZM136 93H137V96H136ZM138 93H140L138 95ZM154 93V94H153ZM202 93V95L200 94ZM40 94V95H39ZM42 94V95H41ZM134 94V95H133ZM159 94V93H158ZM165 93H161L159 95H163ZM199 94V95H198ZM57 97H56V96ZM154 95V97H152ZM158 95V96H159ZM191 95V96H190ZM52 96V97H51ZM133 96H136L137 98H139L141 101H139V99H135L136 97H133ZM141 96V97H140ZM174 96H175V99H174ZM183 96V97H182ZM184 96H185V99H184ZM195 96V98H194ZM199 96V97H198ZM34 97V98H35ZM123 97V98H121ZM149 97V99H148ZM181 97V98H180ZM197 97V99H196ZM33 98V99H34ZM35 98V99H36ZM117 98V99H116ZM128 98V99H126ZM134 98V99H132ZM153 99V100H150ZM178 98V99H177ZM200 98V99H199ZM51 99V100H50ZM111 99V100H112ZM123 99V100H122ZM129 100L126 102V100ZM148 99V100H147ZM182 99V100H181ZM57 100V101H56ZM110 100V101H111ZM118 100L122 101V102H118ZM134 100V101H133ZM196 100V101H195ZM2 100L0 99V102ZM37 101V99H36ZM55 101L56 103L52 106V102ZM137 101V102H136ZM155 101V102H154ZM175 101V102H174ZM179 101V102H178ZM185 101V102H184ZM198 101V103H197ZM38 102V101H37ZM126 102V103H125ZM130 102V103H129ZM173 102V103H172ZM178 102V104H177ZM181 102V103H180ZM184 102V103H182ZM134 103V104H133ZM155 103V104H154ZM180 103V104H179ZM193 103V104H192ZM63 104H65V106H63ZM111 104V106H110ZM122 106H121V105ZM131 104V105H130ZM133 104V105H132ZM136 104V107L134 106ZM146 104H148V108L146 106ZM175 104V106H174ZM182 104H186V107L184 109V106L183 105V108L180 106ZM189 104V105H188ZM196 104V105H195ZM30 105L34 106L33 102L31 101L30 102ZM48 105V106H46ZM62 105V106H61ZM70 105H73L74 108H69ZM130 105V106H129ZM188 105V106H187ZM194 105V106H192ZM58 106H61L58 107ZM68 106V107H67ZM179 106V107H178ZM66 107V109H65ZM72 107V106H71ZM125 109H124V108ZM129 107V108H128ZM142 107V109H141ZM171 107V108H169ZM29 107V110H25L26 108H22L21 110V113L23 114V112H27V113H30V116L33 114H37V113H34L36 112V108L32 107ZM56 110H54V109ZM60 108V110H59ZM139 108V110H138ZM173 108V109H172ZM180 109V111L182 112H178L177 111ZM21 109V108H20ZM23 109L25 111H23ZM70 109V111L68 110ZM76 109V110H74ZM122 109H123V112H124V115H123V112H122ZM131 109V110H129ZM136 109V110H135ZM161 111H160V110ZM170 111H169V110ZM174 109H177V111H175ZM184 111H183V110ZM190 109V110H189ZM31 110V111H30ZM34 110V112H33ZM63 110V111H62ZM72 110V111H71ZM128 110V111H127ZM134 110L136 111V113H134ZM149 110V111H148ZM173 110V111H172ZM194 110V111H193ZM197 110V111H196ZM29 111V112H28ZM38 111V110H37ZM68 111V112H66ZM128 113H126V112ZM131 111V112H130ZM139 114H138V112ZM158 111V112H156ZM169 111V112H168ZM26 112L23 114L25 115ZM70 112L72 113L70 115ZM78 112H80L78 114ZM121 114H119V113ZM151 112V113H150ZM163 112V113H162ZM165 112V113H164ZM195 112V113H194ZM48 113L49 115H46L48 116L47 119H46V116L45 114ZM64 114V115H61V114ZM76 113L74 115H76ZM133 113V117H134V114L136 116V118H133L132 117V114ZM153 113V115H151ZM155 113V114H154ZM158 113V114H157ZM161 113V114H160ZM174 113V114H173ZM183 113V114H182ZM58 114V116H57ZM66 114V115H65ZM147 114V115H146ZM164 114V115H163ZM173 114V115H172ZM176 114V115H175ZM27 115V114H26ZM44 115V116H43ZM53 115H56L55 117ZM106 115V116H105ZM131 117H130V116ZM161 115V116H160ZM167 115V116H165ZM175 115V116H174ZM61 116H64L63 119H60ZM105 116V118H104ZM108 116V117H107ZM142 118H141V117ZM153 116V117H152ZM156 116V117H155ZM163 116V117H162ZM169 116V117H168ZM26 118L28 117L29 118V115L28 116H25ZM51 117V118H50ZM67 117V118H66ZM89 117V118H88ZM118 117V118H117ZM139 117V121L138 118ZM143 117H147V123H148V126L147 128H145L144 126L142 127L141 131L139 129V126H141L142 122L144 121ZM55 118V119H54ZM57 118V119H56ZM59 118V119H58ZM111 119L110 121L108 119ZM127 118V119H126ZM129 118V119H128ZM131 118H133L131 120ZM152 118L156 119L155 121L152 120ZM31 120L33 118H30ZM45 119V120H44ZM54 119V120H53ZM95 119L98 121L95 122ZM122 121H121V120ZM168 119V120H167ZM51 123H50V121ZM59 120V121H58ZM76 120V119H75ZM116 120V121H114ZM119 120V121H118ZM125 120V121H124ZM133 121V122H130ZM138 120V121H137ZM162 120V121H161ZM167 120V121H166ZM58 121V122H57ZM105 121V123H104ZM114 125L113 124V122ZM165 121V122H164ZM125 125H124V123ZM163 122V123H162ZM170 122V123H169ZM42 123V122H41ZM46 123V122H45ZM98 123V124H97ZM112 123V124H111ZM132 123H134L135 125H132ZM157 123V124H156ZM72 124V122H71ZM104 124V125H103ZM107 124V125H106ZM118 124H121V125H118ZM138 124V125H137ZM161 126H160V125ZM67 125V123H66ZM101 125V126H100ZM128 127H127V126ZM154 125V126H153ZM166 125V126H165ZM169 125V126H168ZM103 126V127H102ZM123 126H125V128H127L125 130V128L123 129ZM131 126V127H130ZM132 126H135V127H132ZM150 126V127H149ZM153 126V128H152ZM261 127H264L262 125H260ZM40 127V125H39ZM61 127V126H60ZM59 127V128H60ZM95 127V128H93ZM107 127V128H106ZM110 127H115L117 128L118 130L122 129L121 131V135H117L116 133L114 132H111L112 128ZM138 127V128H137ZM156 127V128H155ZM185 127V125L183 126ZM191 127H193L191 124L187 127V128H183L182 129V134H183V137L185 139L183 140H187L188 141V145H189V142H190V145L188 146L189 147V150H190V147L192 148L190 151H194L193 153L188 150V149H185V152H187L188 150V154L187 153H183L181 152V159H180V162H182L181 164H183V162L187 165V166H184V168L186 169H183L181 168V175L184 177L185 174H187V176H185V180L187 179L188 177V182L190 183H193L195 181V177H197L198 175V170L199 168H197L199 166V163L200 160H201V155H202V152L200 153H195V148L193 146V140L196 139L195 136L198 134V130L197 128L195 127L194 129H192ZM104 128V129H103ZM111 130H109V129ZM167 131L165 132L164 130ZM182 128V127H181ZM181 128L176 131L175 134L176 136H180L182 135L180 132H181ZM51 129V128H50ZM54 129V128H53ZM95 129V130H93ZM108 131V133L105 131ZM108 129V130H107ZM130 129V130H129ZM133 129V130H132ZM135 129V130H134ZM150 129V130H149ZM161 129V130H160ZM93 132H92V131ZM125 130V131H124ZM146 130H149V131H146ZM184 130V132H183ZM100 131V132H99ZM103 131V132H102ZM129 131V132H128ZM172 133H171V132ZM75 132V131H73ZM96 132L97 135L99 136H96ZM111 132V133H110ZM122 132H127L125 134H123ZM205 132V135L207 138H209V132L208 131H204ZM207 132V133H206ZM58 133H62L61 132V128L59 129ZM88 133V132H87ZM104 135H102V134ZM115 135H114V134ZM131 133V134H130ZM144 133V134H142ZM147 133H148V136H147ZM186 133V134H185ZM62 134H65L67 137H69L70 139H74L75 137V133L73 134H70L68 135V133L66 132H63ZM61 134V135H62ZM107 136H106V135ZM123 134V135H122ZM150 134V135H149ZM160 134V135H159ZM191 134V135H190ZM111 135V136H110ZM143 135V136H141ZM158 135V136H157ZM195 135V136H194ZM36 137H40V136H37V135H33V137L35 138ZM43 136V135H42ZM46 136V134L44 135ZM95 136V137H94ZM107 138H106V137ZM108 136L113 139L111 140L110 138H108ZM113 136V137H112ZM121 136H123L121 138ZM188 136V137H187ZM98 137V138H97ZM136 137V135L134 136ZM137 137L135 139H137ZM42 138V137H41ZM44 138V137H43ZM96 138V139H95ZM115 138V139H114ZM117 138V139H116ZM120 138V140H119ZM186 138H191L190 140L186 139ZM33 139V138H32ZM31 139V140H32ZM106 139L108 141H106ZM134 139V138H133ZM132 139V141H133ZM203 138H201V142L204 143L203 145V149L204 150H207L209 151L210 149L213 150V147L212 145H205L206 143L204 142V140H202ZM98 140V142H97ZM101 140V141H100ZM119 140V141H118ZM197 140V139H196ZM232 140H235L234 138H232ZM256 140L259 141L257 142L259 145H260V149H257L261 155V150L264 149V131L260 134L259 137H256ZM96 141V142H95ZM195 141V140H194ZM227 141V140H226ZM229 141V140H228ZM106 142V143H105ZM107 142H108V145H107ZM110 142V143H109ZM159 142V145L162 146V144ZM192 142V143H191ZM253 143V142H252ZM164 142H163V146H164ZM166 145V144H165ZM236 145V144H235ZM237 147H239L240 149H242L241 151H239V149L237 148L235 150V147H234V150H235V153H234V157L235 159L238 157L239 159H236L237 161L239 160V162L241 163H248V161L250 163H246L247 167L248 168H251V173L249 174L250 177H248L249 179L247 180L246 178L243 179V182L239 183L238 179V175L235 174L234 170H233V167L230 168L231 170V173H232V184L237 188L236 190H233L231 189L230 187H228L229 185L227 184H223L221 183V185H224L225 187H220V184L218 183V185L215 187V183L217 182L216 180H213L215 182H213V180H210V178L208 177H205L203 178L201 181V183L197 184V187L196 190L194 191V195L196 196L195 197V206L196 208H193L190 206L189 204V200L187 199V193H183L182 191L183 190H186L183 188V184H179L177 183L178 185H174L171 189H175V191H168L169 189H166L165 187L163 188L162 186H158L159 188L157 187H152L153 185V180H151L148 185L151 186L149 188H146L145 190H142V191H136V192H131V191H127V190H123V189H120L118 186H115L116 189L118 190H121V193L119 192H114L111 194V198H109V201L106 202L105 204L108 203L109 207L107 209H105V211L103 210L104 208H100L101 211H97L96 212V215L97 216H105L104 219H106L107 217L106 216H109V217H112V218H115V219H118V220H129V219H124L122 216H121V209L124 205V203L126 201H128L129 199H132V202H138L137 205L139 204V202H141L145 209L146 210H154V209H157V212L158 214L161 213L163 211L164 214L167 213H170L173 212V215H175L176 217H172L174 218L175 221H179V223H185L183 225V228L186 227V229L189 228V226L193 229L192 231H194V234L197 236V238L199 239V241H201V245L200 247L196 250V251H200L199 255L204 253V256H206V258H204L203 262L201 260L200 264H217L218 262L216 260H213V258L211 257L213 254L211 251H217L218 249L215 247L214 245V242H213V238L214 236L216 237L215 239H222L221 242L222 243H225L224 246L226 245L225 249L223 250V255H224V261H220L218 264H264V163L260 160L261 157H264V155H261V156H254V154L252 153V151H248L246 149V153L245 150L243 152V148H241L240 146L236 145ZM6 148V147H5ZM207 148V149H206ZM210 148V149H208ZM257 148V147H256ZM0 150H3V149H0ZM90 152L91 154H89L88 152ZM91 150V151H90ZM110 151V152H109ZM211 151V150H210ZM209 151V152H210ZM88 154H87V153ZM86 155H84V154ZM239 155H238V154ZM191 154V155H190ZM198 154V155H197ZM244 154H247L249 155L251 158L250 160L249 159H246L245 156H243ZM92 155V157H91ZM189 155V156H188ZM196 155V156H195ZM29 156H41V153H39L38 151H36V148L33 147L30 149V152H29ZM80 156H84V159L87 160L88 157H90L87 161V166L86 165H82L80 166V164L83 162L81 161L78 157ZM88 156V157H87ZM185 156V157H184ZM187 156V157H186ZM195 158H194V157ZM237 156V157H236ZM241 156V157H240ZM254 156V157H253ZM94 157V158H93ZM189 157V161L186 159H188ZM198 157V159H197ZM200 157V158H199ZM186 158V159H185ZM240 158L242 160L245 159V161H241ZM256 160L254 161L253 160ZM94 159V160H93ZM190 159H195L193 161L190 162ZM258 159V160H257ZM183 160V161H182ZM185 160V161H184ZM199 160V161H198ZM252 160V161H251ZM96 161H97V164H96ZM195 161L197 163H195ZM254 161V162H253ZM93 162H94V165H93ZM187 162V163H186ZM190 162V163H188ZM192 162H194L195 164L194 165H190V164H193ZM253 162V164H252ZM261 163V164H260ZM59 164H61L59 162ZM252 164V165H251ZM260 164V165H259ZM92 165V166H91ZM196 165V166H195ZM256 165V166H255ZM259 165V166H258ZM194 166V167H192ZM252 166V167H251ZM258 166V167H257ZM262 166V167H260ZM190 167V168H189ZM189 168V169H187ZM193 168V169H192ZM194 168H196L194 170ZM258 170H256V169ZM100 171V170H98ZM186 171V172H185ZM189 171V172H187ZM247 171V170H246ZM183 172V173H182ZM194 172V173H193ZM254 172V173H253ZM260 172V173H259ZM3 172H0V175L2 174ZM185 173V174H184ZM234 173V174H233ZM257 173V174H255ZM263 173V174H262ZM192 176H191V175ZM246 174V173H244ZM196 175V176H195ZM252 175V176H251ZM182 176H178V180L179 178H183ZM236 176V177H235ZM262 177V178H261ZM190 178V180H189ZM207 178V179H206ZM209 179V180H208ZM212 179V178H211ZM259 179V180H258ZM92 180H93V177H92ZM127 180L128 182L127 183H124V184H130L129 182V179L127 177ZM126 180V181H127ZM208 180V181H207ZM247 180V181H246ZM254 180V181H253ZM246 181V182H245ZM257 181V182H256ZM99 180L96 181V185L98 184V190H101V182H99ZM208 182V183H207ZM211 182V183H210ZM209 183L213 185L212 189L211 187L209 188ZM203 184V185H202ZM217 184V183H216ZM202 185V186H201ZM208 185V186H207ZM204 186V187H203ZM219 186V187H218ZM245 186V188L243 189L242 187ZM247 186V187H246ZM202 189H201V188ZM208 187V188H207ZM156 188V189H155ZM183 188V189H182ZM203 188H204V191H203ZM219 188V190H218ZM224 188V189H223ZM164 189V190H163ZM207 189V191L205 190ZM218 191V193L214 192V190ZM243 189V190H242ZM220 190L224 191L223 193L219 192ZM37 191V193L39 194H44V192H40L38 190H35ZM147 191V192H146ZM150 191V192H149ZM153 191V192H152ZM161 191V192H160ZM201 191V192H200ZM158 192V193H157ZM168 192V193H167ZM200 192V193H199ZM207 192V193H206ZM204 193V195H203ZM216 193V194H215ZM158 194H161L160 196ZM165 197L162 198L161 196ZM212 194V195H211ZM224 194V195H223ZM222 195V196H221ZM243 195V196H242ZM199 196V197H198ZM204 196V197H203ZM224 196V198H222ZM226 196V197H225ZM140 197V198H139ZM211 197V199H210ZM214 197H216L214 199ZM135 198V199H134ZM138 198V199H137ZM168 198V199H167ZM206 198V199H205ZM218 201H214L216 199H218ZM242 198V199H241ZM246 198V199H245ZM142 199V200H141ZM207 199H210L207 201ZM214 199V200H213ZM139 200V201H138ZM206 200V201H205ZM215 202L211 205L212 202ZM224 201L227 202L228 206L224 207ZM177 202L179 203V206L177 204ZM210 202V203H209ZM249 202V203H248ZM222 203V204H221ZM248 203V204H247ZM142 204H139L142 205ZM133 205H136V203H134ZM206 205H210L211 206V210L209 211L210 213V218L209 216L208 217H205L204 214H203V211H204V207ZM215 205V206H214ZM224 209H223V207ZM178 207V208H177ZM26 208V203H23L20 205V208H15L16 212H21V211H24ZM194 210H193V209ZM233 210V211H232ZM166 211V212H164ZM253 211V212H252ZM247 213V214H246ZM230 214V215H228ZM235 214V215H234ZM250 215V216H249ZM24 217L25 218H28V213L25 212L24 213ZM54 218L55 220L59 223L58 226H55L54 229H53V233L55 235V237H65V233L62 232V230L64 228H67V227H71L73 224H74V219L69 216L67 213H65L57 204L54 205ZM181 218V219H180ZM240 220H239V219ZM247 220H246V219ZM250 218V219H249ZM238 219V220H237ZM182 220V221H181ZM213 223H211V221ZM5 219H1V222H4ZM81 222H83V225L86 226V227H94L97 225V222L96 221H93L91 218L89 217H84V218H81L80 219ZM108 221V220H107ZM192 221V222H191ZM247 222V223H246ZM187 223L189 224V226L187 225ZM241 223V224H239ZM216 224V225H215ZM210 225L213 227V225H215V229L216 230H212L211 231V227ZM214 228V227H213ZM221 229V230H220ZM39 230H42V228H40ZM137 231H139V228L136 229ZM211 231V232H209ZM222 232V233H221ZM140 233V236L142 239H144V241L146 240L149 241V242H152L151 244V248L156 250L158 247L161 248V252L163 251V253H159V255H162L164 254V256L166 255H170L171 253H169L168 249L170 250L171 248L169 247V243H165L166 241L164 239H166L164 237V235H162L161 233H159L155 228H149V227H145L144 226V230L143 231H139ZM70 238L71 239H75L77 237V234L75 233H70ZM123 236L120 235V236H117L115 237V241L116 242H121V244L124 243V240L122 238ZM261 237V238H260ZM0 239L1 236H0ZM94 239H99V243L103 241V238H100V237H95ZM104 239H110V237H106L104 236ZM148 239V240H147ZM150 239V240H149ZM153 239H158V242H155L157 240H153ZM159 239L161 241V243L159 242ZM190 239H191V236H190ZM246 239V240H245ZM259 239H261V241H258ZM243 240V241H242ZM198 241V242H199ZM246 241V242H245ZM163 242V244H162ZM243 242V243H242ZM158 243V245H157ZM194 243H195V240H194ZM197 243V242H196ZM254 243V244H253ZM259 243V244H258ZM163 246H162V245ZM198 244V243H197ZM197 244H195V246H197ZM60 248H59V251H58V254H59V257H63V259H53L52 260V264H62L64 262H66L67 264H91L89 259L84 255V253L81 251V248H82V245L79 241H73L71 243H69L66 247V251H67V257H65L64 255V252H63V243H60ZM168 247H166V246ZM248 245V246H247ZM158 246V247H157ZM162 246V247H160ZM98 247H100V249L102 248L101 245H99ZM157 247V248H156ZM158 248V249H159ZM163 249V250H162ZM211 250V251H208V250ZM167 250V251H166ZM202 250V251H201ZM157 251V250H156ZM165 251V252H164ZM171 251V250H170ZM158 252H160V250H158ZM248 252V253H247ZM185 253H189V252H185ZM226 253V254H224ZM229 253V255H228ZM247 253V254H245ZM166 254V255H165ZM237 254V255H236ZM245 254V255H243ZM250 254V255H249ZM202 256V257H204ZM229 256L231 258H229ZM246 256V257H245ZM54 257H57V255L54 253ZM183 257H186L185 254H183ZM209 257V258H208ZM125 258V257H123ZM240 258V259H239ZM242 258V260H241ZM228 259V260H227ZM212 260V261H211ZM215 261V262H213ZM44 262L46 263H49L48 261H45ZM213 262V263H212ZM244 262V263H243ZM250 262V263H249Z\"/></svg>", "mask_w": 264, "mask_h": 264}, {"label": "clouds", "instance_id": "3", "mask_svg": "<svg viewBox=\"0 0 264 264\" xmlns=\"http://www.w3.org/2000/svg\"><path fill=\"white\" fill-rule=\"evenodd\" d=\"M234 27L238 36L248 34L246 49L251 56L238 54L230 72H225L215 87L208 82L211 90L200 102L193 121L197 129L222 137L231 135L249 114L264 117V25L250 29L240 20Z\"/></svg>", "mask_w": 264, "mask_h": 264}, {"label": "snow or ice", "instance_id": "4", "mask_svg": "<svg viewBox=\"0 0 264 264\" xmlns=\"http://www.w3.org/2000/svg\"><path fill=\"white\" fill-rule=\"evenodd\" d=\"M42 108V106H40Z\"/></svg>", "mask_w": 264, "mask_h": 264}]
</instances>
